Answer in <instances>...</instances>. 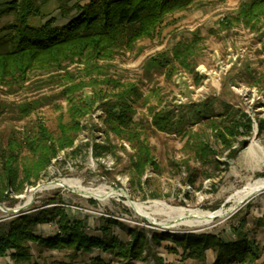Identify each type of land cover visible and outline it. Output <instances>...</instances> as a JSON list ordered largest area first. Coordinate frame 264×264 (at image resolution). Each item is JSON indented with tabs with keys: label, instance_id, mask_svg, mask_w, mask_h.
<instances>
[{
	"label": "rangeland",
	"instance_id": "1",
	"mask_svg": "<svg viewBox=\"0 0 264 264\" xmlns=\"http://www.w3.org/2000/svg\"><path fill=\"white\" fill-rule=\"evenodd\" d=\"M10 1L13 0H0V41L7 40L2 44L4 50L11 48L10 33H13L6 27L15 22L17 16L15 10H8ZM36 1L41 15H32L29 20L31 25L42 26L51 17L56 18L55 25L68 23L78 15V11L64 15L62 9L75 2L84 5L90 0L64 3L58 0ZM243 1H196L189 8L169 15L154 37L140 40L132 50H120L113 59L99 61L103 70L100 73H88L84 61L79 60L67 62L62 68L34 69L20 85H0V102L5 106L0 115V150L8 145L12 135L21 141L25 135H33L38 130L39 122H44L57 136L61 121L68 123L71 120L70 98L79 104L94 101V111L82 120L85 128L78 133L74 143V148L81 146L80 150L75 153L72 148L62 151L40 175L36 185L27 184L22 193H12L9 200L0 203V222L8 228L7 224L19 213L40 209L51 200H56L57 205L65 208L71 219H84L87 233L94 236L102 235L101 226L108 218L118 219L126 226L143 228L149 238L152 231L172 237L186 231L230 236L231 227L238 226L240 220L245 218V229L259 243L261 257H264V189L240 204H235L231 198L237 190L263 178L258 174L264 172V132L258 134V121L264 118V19L256 28L243 23L226 28L223 24L226 17L235 15ZM196 33L202 40L194 59V70L178 67V71L171 76L166 70H147L149 58L163 52L171 55L178 42H188ZM108 78L112 81H108ZM80 81L85 82L83 87L72 93L66 90ZM119 83L125 86L134 83L142 92V97L135 104L133 118L144 127L145 140L151 146L158 164L157 170L153 167L147 169L141 183L133 177L132 160L136 149L130 142L110 133L113 150L99 158L93 156L92 147L86 144L106 141L102 102L119 91ZM213 97L230 103L235 115L245 112L253 121L252 134L238 136L239 140L246 139L249 143L235 159L227 158L229 151L216 140L207 119L188 120L179 133L162 132L151 125L152 109L170 108L178 116L187 113L188 119H191L189 106ZM34 99H43L42 106L21 118L18 106ZM216 111L221 113V108ZM192 133L195 134L192 136ZM201 141L208 142L219 152L216 157L218 168L215 163H204L199 158L197 146ZM237 145L238 141L235 142ZM32 159V151L25 145L21 147L18 151L21 177L23 164ZM191 171L196 175H191ZM206 173H213L214 176L206 177ZM189 178L195 182L190 184ZM65 179L79 181L87 188L104 187L106 191H114L115 195L100 200L85 196L69 185L45 187ZM154 200L198 211L224 209L225 214L208 223L190 225L180 223L182 220L176 214L158 211L154 215V222L139 215L128 204V201L152 204ZM34 231L37 235L49 237L59 229L55 222H51L36 226ZM112 233L123 241L130 240L126 229L120 226H113ZM30 245L31 264L69 261L66 250H51L37 243ZM172 245L175 244L171 240H164L160 246L152 245L153 250L164 259V264H212L208 257L203 262L182 260L180 255L169 253L168 247ZM11 253L9 250L7 255L0 256V264H14ZM96 256L116 264L109 253L98 249L91 254H80L75 261L89 263ZM133 264L161 262L150 257Z\"/></svg>",
	"mask_w": 264,
	"mask_h": 264
},
{
	"label": "trees",
	"instance_id": "2",
	"mask_svg": "<svg viewBox=\"0 0 264 264\" xmlns=\"http://www.w3.org/2000/svg\"><path fill=\"white\" fill-rule=\"evenodd\" d=\"M58 1L64 3L73 0ZM196 1L198 0H90L84 5L75 2L62 9L64 15L73 10L78 11V15L68 23L55 25L56 18L51 17L42 26L31 25L29 20L32 15H41L36 0L10 1L8 10H15L17 16L16 21L6 27L13 30L10 33L11 48L4 50L2 44L7 40L0 41V85H20L34 69L62 68L67 62L79 60L84 61L88 73H100L103 70L100 69L99 61L113 59L120 50H132L140 40L154 37L169 15L189 8ZM263 19L264 0H244L235 15L226 17L223 24L226 28L236 23L256 28ZM201 40L196 33L192 40L178 42L171 55L163 52L152 56L146 63L147 70H166L170 72V76L178 71V67L194 70V59ZM199 79L197 76V82ZM107 80L112 81L110 78ZM84 85L85 82L80 81L66 90L72 93ZM119 85V91L102 102L106 141L86 144L92 147L93 156L99 158L113 150L109 141L110 133L130 142L136 149L132 160L133 177L141 183L149 167L158 169L152 148L145 140V129L133 118L136 113L135 104L142 97V92L134 83L129 86L122 83ZM70 102L71 120L68 123L61 121L57 136L44 122H39L38 130L33 135H25L22 141L12 135L8 145L0 150V203L9 200L12 193H22L27 184L36 185L40 175L62 151L72 148L75 153L80 150L81 146L74 148V143L78 133L85 128L82 120L94 111V101L79 104L70 98ZM42 104L43 99L21 103L18 106L21 118L29 116ZM4 107L3 102H0V115ZM219 107L221 113L216 111ZM150 112L151 125L162 132L179 133L188 120L207 119L216 140L229 151L228 159H235L249 143L246 139L239 140L238 136L252 134V119L245 112L235 115L232 105L222 102L220 98L213 97L190 105L188 112L191 119H188L187 113L178 116L170 108L158 111L152 109ZM215 116L220 118H214ZM258 127V134L261 135L264 132V118L259 119ZM24 145L32 151L33 159L23 164L21 177L18 151ZM197 148L198 156L204 163H215L218 168L217 150L205 141H201ZM190 174L196 175L194 171ZM212 176L213 173H206V177ZM258 176L264 177V172ZM188 182L193 184L195 180L189 178ZM51 222L58 225L59 232L55 235L44 237L35 233L36 226ZM7 225L8 228L0 222V256L7 255V251L11 250L14 264H31V243L51 250H66L69 261H60L58 264H112L101 256L93 257L89 263L75 261L80 254H91L95 249L109 253L116 264H133L150 257L164 264V259L152 247L153 244L160 246L164 240H171L175 244L169 246L168 251L180 255L182 260L203 262L208 250L216 253L213 264H255L262 256L259 243L245 229V218L240 220L238 226L231 227L230 236L186 231L172 237L152 231L150 238L143 228L126 226L118 219L108 218L101 226L102 235L94 236L87 233L84 219H71L65 208L57 205L56 200H51L40 209L19 213ZM115 225L126 229L130 240L123 241L112 233Z\"/></svg>",
	"mask_w": 264,
	"mask_h": 264
},
{
	"label": "bare ground",
	"instance_id": "3",
	"mask_svg": "<svg viewBox=\"0 0 264 264\" xmlns=\"http://www.w3.org/2000/svg\"><path fill=\"white\" fill-rule=\"evenodd\" d=\"M64 185H69L76 187L80 193L85 196H93L100 200L107 199L115 195L114 191H106L104 187L100 188H87L84 187L79 181L73 180H63L61 182H52L47 184V188H56ZM42 188V187H41ZM264 189V177L255 180L252 183L247 184L242 189L237 190L231 198L234 200L235 204L242 203L246 198L259 193ZM128 204L134 208V210L141 216L146 217L154 222H156L155 213L158 211L166 212L167 214H176L178 219L182 220L180 223H186L190 225L208 223L217 217H223L225 214L224 209H219L217 211H198L193 209H187L185 207H175L163 200H154L152 204H147L144 202L128 201Z\"/></svg>",
	"mask_w": 264,
	"mask_h": 264
},
{
	"label": "crops",
	"instance_id": "4",
	"mask_svg": "<svg viewBox=\"0 0 264 264\" xmlns=\"http://www.w3.org/2000/svg\"><path fill=\"white\" fill-rule=\"evenodd\" d=\"M207 257L211 258V262L213 264V262L216 259V253L213 250H208L207 251ZM255 264H264V257H261Z\"/></svg>",
	"mask_w": 264,
	"mask_h": 264
}]
</instances>
